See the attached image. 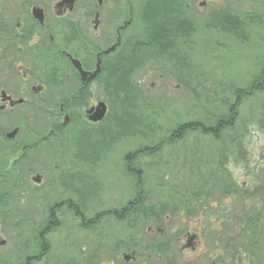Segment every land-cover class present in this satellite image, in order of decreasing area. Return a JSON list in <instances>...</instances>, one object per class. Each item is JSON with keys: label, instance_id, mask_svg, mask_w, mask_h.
<instances>
[{"label": "rangeland", "instance_id": "rangeland-1", "mask_svg": "<svg viewBox=\"0 0 264 264\" xmlns=\"http://www.w3.org/2000/svg\"><path fill=\"white\" fill-rule=\"evenodd\" d=\"M140 1L132 0L133 13L141 11ZM185 1L193 26L190 57L174 47L162 57L132 63L130 93L115 94L114 121L109 116L102 123L110 124L111 140H99L98 170L80 187L91 205L87 216L133 201L136 178L123 174L122 167V157L130 153L146 203L165 204L168 212L159 220L132 219L130 229L123 221L115 226L102 218L90 233L68 207H55L67 197L64 179L58 180L59 162L50 160L52 172L36 187L26 169L16 172L8 158L2 168L0 264H264V90L237 101L234 96L237 90L248 93L251 77L264 72V0ZM221 11L242 22L238 34L213 25ZM139 26L131 25V61L140 50ZM235 111L232 126L217 136L205 133L219 116L229 119ZM187 122L199 125L170 141L177 126ZM144 147L158 150L134 159ZM233 183L237 192L229 193L225 187ZM53 207L57 224L45 235L49 248L40 254L33 226ZM113 241L112 253L107 244ZM124 253L132 260L124 261Z\"/></svg>", "mask_w": 264, "mask_h": 264}, {"label": "flooded vegetation", "instance_id": "flooded-vegetation-1", "mask_svg": "<svg viewBox=\"0 0 264 264\" xmlns=\"http://www.w3.org/2000/svg\"><path fill=\"white\" fill-rule=\"evenodd\" d=\"M139 5L141 11L133 13L132 0H0V196L6 159L12 160L16 172L25 168L36 187L47 181L52 159L62 165L55 166L67 194L55 207H68L79 227L91 233L98 220L107 218L112 219L111 225L121 226L123 221L122 227L130 229L131 220L139 218H131V200L119 209L87 216L86 206L91 205L80 193L84 181L98 170L99 140L101 144L111 140L110 124L102 123L109 116L114 121L115 94L130 93L131 62L162 57L174 47L190 57V3L141 0ZM133 21L141 28L137 43L141 51L131 61ZM186 71L190 76L189 62ZM100 111L102 117L95 119ZM236 115L235 111L229 119L219 116L205 132L217 136L233 125ZM177 127L170 141L189 131L190 122ZM133 156L141 155L134 152ZM129 158L130 153L122 157L123 174L134 171ZM1 207L0 198V215ZM55 207L33 226L40 254L49 248L45 235L57 224ZM125 236L124 252L130 244ZM107 246L116 251L115 241ZM189 246L190 237L185 244ZM129 256L124 253L122 258L132 260Z\"/></svg>", "mask_w": 264, "mask_h": 264}, {"label": "trees", "instance_id": "trees-1", "mask_svg": "<svg viewBox=\"0 0 264 264\" xmlns=\"http://www.w3.org/2000/svg\"><path fill=\"white\" fill-rule=\"evenodd\" d=\"M214 19L215 22H213V25L215 24L220 30H222L223 32H227V33H233V34H238V30H240V27L242 26V22L241 21H237V19L230 13L225 12V11H221L219 13L214 14ZM192 33H193V26H192V22L190 21V39L192 37ZM132 55H134L132 53ZM132 60H134V57L132 58ZM132 63L134 64V62H131V66ZM264 70V69H263ZM249 92L248 93H244L243 95L239 94V90L234 92V96L235 98L238 97V99H243L246 97V95H250L252 96L255 93H259L261 91L264 90V72L263 74L259 75V76H252L250 79V84H249ZM236 99V101L238 100ZM198 122H194L193 124H190V130H195L198 126ZM204 132V130H202ZM207 133V132H205ZM154 150H158L157 147H144L141 148L137 151H135L136 154H140V155H151L152 153H154ZM128 174H131L134 178H136V183L134 186V191L133 193H135V197L133 198V201L130 204V215L134 216V217H142L143 221H147L149 220L151 217L153 216H158V215H162L163 213L168 212L169 207L165 204H147L146 203V197L145 195H143L142 192V188H140V183L138 181V173L131 171ZM229 193H236L237 191V185L236 184H232V185H228L225 187ZM223 189V188H222Z\"/></svg>", "mask_w": 264, "mask_h": 264}, {"label": "water", "instance_id": "water-1", "mask_svg": "<svg viewBox=\"0 0 264 264\" xmlns=\"http://www.w3.org/2000/svg\"><path fill=\"white\" fill-rule=\"evenodd\" d=\"M102 117V111L99 112V115H98V118H95V119H100ZM5 241L0 239V245L4 244Z\"/></svg>", "mask_w": 264, "mask_h": 264}]
</instances>
